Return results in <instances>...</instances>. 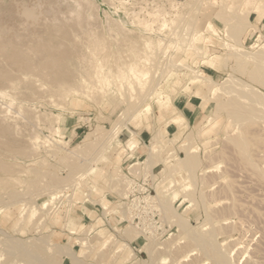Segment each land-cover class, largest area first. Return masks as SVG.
<instances>
[{
    "label": "rangeland",
    "instance_id": "obj_1",
    "mask_svg": "<svg viewBox=\"0 0 264 264\" xmlns=\"http://www.w3.org/2000/svg\"><path fill=\"white\" fill-rule=\"evenodd\" d=\"M31 2L61 11L64 17L67 12L86 8L82 16L87 21L81 31L59 28L63 31L60 37L50 43L60 45V50L74 49L70 68L81 70L83 83L89 87L87 93L74 91L81 76L68 86H55L57 78L53 75L24 73L13 64L15 47L6 40L13 26L17 33L24 32L19 24L22 18L16 15ZM197 7L192 26L197 34L186 35L192 22L190 11ZM239 12L249 13L250 21L256 24L254 36L252 28L241 36L242 47L251 51V46L264 43V0H0V29L5 38H0V230L4 232L0 231V263L5 256L4 243L10 238L26 242L41 238L47 252L53 251L54 244L63 245L85 264H132L147 260L148 254L154 264H212L177 228L172 215L175 209L194 232L207 226L218 229L214 240L229 243L240 263L252 257L264 264V184L243 166L236 148L225 143L232 126L225 111L216 113L215 107L225 95L216 88L208 91L206 79L193 71L172 68L148 97L151 113L138 114L129 121L132 134L128 128H118L120 108L109 105L104 90L126 73L130 64L139 68L145 57H155L150 54L154 45L161 53L158 59L170 57L176 64L207 74L216 84L233 75L248 83L251 64L244 73L236 71L238 60L227 47V43L233 44L226 32L228 25ZM207 21L211 24L205 27ZM64 32L69 37H64ZM258 36L259 40H254ZM60 62L64 63H55ZM145 65L151 78L155 69ZM249 84L264 91L255 82ZM184 90L201 100V109L205 107L208 116L202 131L198 134L195 125L186 127V123L178 122L173 135L165 134L156 123L157 115L168 112L172 96ZM188 128L192 134L187 139ZM144 132L148 135L141 142L139 137ZM136 133L140 147L125 153L124 144L132 137L136 140ZM152 133H158L160 151L148 163L145 146ZM127 134V139H121ZM188 144L198 156V168L193 175L184 170L168 175L174 157H184ZM258 150L264 153V145ZM96 158L100 160L93 164ZM51 177L61 184L53 185ZM133 190L140 198L137 202L145 199L146 203L154 197L155 207L146 212L148 216L142 213L148 209L137 203L140 223L132 222L134 209H129L127 201ZM51 191L58 196L46 209L37 210L42 195ZM145 205L149 208L150 202ZM85 212L89 218L83 219ZM130 224L140 234L128 240L123 231ZM79 238H87L94 249L77 245ZM232 241L235 244H230ZM103 242H109L102 247L104 251L99 248ZM122 244L124 249L115 254ZM188 251L193 254L186 257ZM59 264L72 263L63 257Z\"/></svg>",
    "mask_w": 264,
    "mask_h": 264
},
{
    "label": "bare ground",
    "instance_id": "obj_2",
    "mask_svg": "<svg viewBox=\"0 0 264 264\" xmlns=\"http://www.w3.org/2000/svg\"><path fill=\"white\" fill-rule=\"evenodd\" d=\"M82 3L83 2H81L80 4ZM81 6L85 5L82 4ZM85 9L82 10L85 11ZM82 10L81 12H79L78 9V15L77 12L72 13L68 9L67 11H70L74 15L73 17H71V13L67 12L66 16L68 15V17H64V15L61 16V11L54 10L51 7L45 8L41 5L34 4V2L23 5L16 17L19 16L20 18H22V21L19 17L17 19L21 21L19 22V24L21 26L22 32L23 30L24 32L20 34L19 31V33H17L18 30L16 31L13 26L11 29L13 30V33L6 40L7 45L11 44L13 47H15V51L13 53V57L15 60L13 64L16 65L20 69V71L24 73L29 72L31 74H37L40 76H48L49 74L53 75L52 77L57 78L55 86H60L62 84H67L68 86L69 82H76L81 76L79 85L75 86L77 90H74L75 88L72 87H69V90L73 89L75 92H79V90L86 91L87 88L89 89L88 84L85 86L83 83L84 76L81 70H74L70 68L71 65L69 63V59L73 57V54L75 53L74 49L72 47H67L66 49L64 48L63 50H60V45H52L50 43L53 42L54 38L60 37L59 34H61L63 31H61L59 28H62L65 31L68 28L73 31H81L84 28L87 20L84 19L85 17L83 18ZM198 10L199 7H197L195 10L191 9L190 11L189 18H192V22H189V27L186 28L187 30H185L184 32L186 35L191 36L197 34V32L192 29V26L196 21ZM219 17V13H216L215 18L219 19ZM182 20L185 22L186 18H183ZM187 23L188 22H186V24ZM205 24V27H207L211 23L207 21ZM29 25H31L30 28L32 27L30 30L28 29ZM255 25L250 21L249 13L239 12V15L234 17L233 22L228 25L226 31L228 38L233 43H227V47L229 48L230 52L232 51L231 55L238 60L236 68L237 70H235L244 73L246 71L245 68L247 67V65L251 64V67L248 70L247 74L248 83L243 80L240 81L234 78L233 75L225 78L223 82H221V84H216L215 82H213L210 76L204 75L198 70H193L185 64H176L170 59V57L158 59V55H161V53L158 52L156 45H154V48H151L154 50V52H150V54L152 53L153 55H155V57L150 60V57H145L143 61H140L142 65L139 68H136L133 65L134 63L130 64L128 66V69L126 70V73H124L122 76H119L118 80L112 81L107 84L104 88L105 93H107V97L109 99V105L113 109L120 108L121 114L118 115V128H128L129 131L133 134L134 131H132V129L128 126L129 121L138 114L146 116L151 113L152 106L148 102V97H151L155 93V90L160 86V83L165 78L167 72L172 68L189 69L193 71L198 77L206 79L208 91L216 88L217 91L225 95L226 98L223 100V102L220 101L215 105L217 110L216 113H218L219 111H225L226 117L230 122V125L232 126V129L228 130V132L226 133L225 143L231 144L234 146V148H236L237 154L243 166L251 169L255 173L256 177H258L264 184V153L258 150V147L260 145H264V91L261 92L259 90H256L251 84H249V81H252L255 82L257 86L259 85L264 89V43H262L261 45L258 44L257 46H251V51H247L246 49H244L242 47V44L240 43L241 36L246 32L247 29L252 28L254 32L251 34V36H254V34L256 33ZM66 34L67 37H69V33L67 32H64L63 36L66 37ZM3 35L4 32L2 29H0V38L5 41ZM259 38L260 36H258L257 39L254 40L257 41L259 40ZM186 43L189 46H192L191 42ZM148 44L149 43H147V47ZM59 60H63L64 63L61 64L60 62L59 64H56L55 62ZM144 62H146L145 64H148V66H150L151 68L155 69L156 74L151 78L148 77V69L146 68ZM160 62H162V64H160ZM135 64L137 65V63ZM83 85L85 86V89L80 88L83 87ZM128 89H132L133 93L126 92ZM102 101V99H99L97 102L101 104ZM159 102L160 101H156L157 104H159ZM202 107L203 108L201 109V114L198 116L197 120L194 121L195 124H192L195 125L194 127H196L195 130H197L196 132L198 134H200L202 131L201 126L203 125L202 122L204 118L208 116L205 107ZM213 114L215 116V113ZM214 116L211 115V119ZM256 123L258 124L253 125ZM185 125L186 127H190L188 124ZM253 126H255V129L252 128ZM236 129L238 130L237 132H235ZM188 130L189 131H185V136L187 137V139L192 134L190 128H188ZM117 133L118 132L116 131V134L113 135V140L115 139ZM136 145V140L134 139V137H132L127 141V143L124 144L122 151H124L125 153H128L129 151L132 152ZM159 145L160 141L158 139V133H154L152 139L145 146L147 148L145 158L148 163H151L153 161L152 159L154 157V153H158L160 151ZM185 148L186 154L184 157H179L178 159H176L177 157H174L173 164L169 168L170 171H167L168 175L172 176L175 173H182L183 170L188 171L189 173H191V175H193L196 168H198L200 162L197 154L193 153V151L191 150L192 146L188 144ZM99 160L100 158H96L95 160H93V164L97 163ZM50 179L55 186L61 184V181H57L53 177H51ZM57 196L58 195H56L53 191H51L49 194L42 195L43 200L40 202V206L37 208V210L40 211L41 209H46L45 207L48 206L47 204L49 203V201L56 198ZM153 198L154 197L150 196V198L146 200V203H148V201L150 202V206L148 205L149 209H151V206L155 207V204L153 205ZM143 200L145 199H142L141 202H143ZM172 215L177 228H180L182 233L187 236L189 245L199 249L201 253L211 261L212 264H258L252 257H248L240 263L239 255H234L232 253L229 243L227 245H224L214 240V237L219 232L218 229L216 230L214 229V227L208 228L207 226V228H203L201 232L197 233L193 231L194 227L187 225V222L181 216L182 214L177 213L175 209L174 211L172 210ZM131 219L133 220L132 215ZM147 219L148 218H146V220ZM140 222L141 219L138 223ZM136 226L139 225L136 224ZM136 226L130 224V228H125V230L123 231V236L128 240L138 237L140 231L135 230ZM142 232L145 233L144 231ZM86 239L79 238L75 242L77 243V245L79 244V246L86 247L88 245ZM233 242L234 241H232L230 244H235ZM107 244H109V242H103L102 246L99 248L104 251L102 247H106ZM178 244L180 243L178 242ZM53 246L54 249L50 253L44 249V240H41V238H37L32 242H30V240L26 242L17 238H10L7 242L4 243L5 256L0 264H14L16 261L21 264H59V261L63 260V257H67L68 259L70 258L72 264H85L82 263V261L78 258L76 259L75 253H71L70 250L63 245L54 244ZM124 247L125 244H122L115 254H119V251L124 249ZM172 247L175 248V246ZM89 248L90 250L94 249L93 246H89ZM99 252H97V254H99ZM192 254L193 253L189 252L186 257H189ZM99 255L100 256L98 257L101 258V252ZM136 262L137 263L133 262L132 264H154L153 259L149 254L147 260H137Z\"/></svg>",
    "mask_w": 264,
    "mask_h": 264
},
{
    "label": "crops",
    "instance_id": "obj_3",
    "mask_svg": "<svg viewBox=\"0 0 264 264\" xmlns=\"http://www.w3.org/2000/svg\"><path fill=\"white\" fill-rule=\"evenodd\" d=\"M205 74V73H203ZM207 75V74H205ZM201 100L195 95L190 94L187 91H179L176 95L172 96L169 104L168 112H163L157 115L156 123L160 125L161 130L165 132V134L172 135L177 131L178 122L182 124L192 125L194 121L197 120L198 116L201 114ZM128 132V131H127ZM130 133V132H129ZM148 133L144 132L139 137L141 142L146 140ZM172 135H168L169 138ZM127 135H122L121 139H127ZM138 134L136 133V143L140 146V141L137 138ZM153 136V133H152ZM152 136L150 140L152 139ZM149 140V141H150ZM149 143V142H148ZM89 213L94 210L85 209ZM83 219L89 218L85 213L82 215Z\"/></svg>",
    "mask_w": 264,
    "mask_h": 264
},
{
    "label": "built area",
    "instance_id": "obj_4",
    "mask_svg": "<svg viewBox=\"0 0 264 264\" xmlns=\"http://www.w3.org/2000/svg\"><path fill=\"white\" fill-rule=\"evenodd\" d=\"M135 192L134 191H132L131 193H130V195H129V197L127 198V201L129 202V209H131V207L134 209L133 210V213L131 214L132 215V217H133V222L134 221H139L140 220V214H138V211H137V209H135L136 208V206L138 205L137 203H142L144 206H145V208L144 209H148V210H143V212L142 213H145V215H148V213H146L147 211H149V208H146V205H145V202L143 201V202H137L138 201V199H140L139 197H137L135 194H134ZM136 204V205H135ZM131 211H132V209H131ZM145 211V212H144ZM137 224V223H136Z\"/></svg>",
    "mask_w": 264,
    "mask_h": 264
}]
</instances>
